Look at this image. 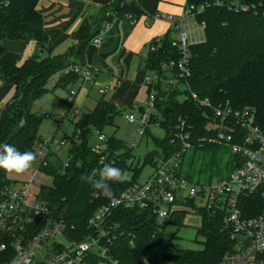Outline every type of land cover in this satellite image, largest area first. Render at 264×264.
<instances>
[{
	"label": "trees",
	"instance_id": "16d2710c",
	"mask_svg": "<svg viewBox=\"0 0 264 264\" xmlns=\"http://www.w3.org/2000/svg\"><path fill=\"white\" fill-rule=\"evenodd\" d=\"M40 0H3L0 5V57L4 53L3 43L7 40L19 43L35 42L38 48L34 55L24 60L3 61L0 63V82L13 87L10 99L0 106V143L12 144L20 151H32L40 144L38 127L41 114L31 110L34 100L56 87H73L79 77L66 71L71 65H83L86 48L90 41L104 27L116 18H124L125 13L136 12L127 9L122 0H111L100 6L94 14L92 28L81 35L66 51L56 52L45 32L43 16L37 9ZM185 6L193 5L195 22L203 27V38L188 43L189 75L179 78L174 85L166 83L167 76L177 75L175 69L162 70L161 63L181 59V50L171 45L168 35L153 38L148 44L146 65L148 71L155 73L158 80L147 84L146 93L154 90V110L151 124L163 128L162 138L152 137L155 149L144 157L143 165H153L155 157H164L177 148L170 143V136L178 116H187L193 124L192 146L187 150L181 170L187 179L196 183L210 182L209 179H193L195 161H199L197 174H205L217 166L220 152L226 151V164L229 173L234 168L238 156L228 149L213 143H201L200 138L209 133L205 129L206 120L201 116L199 106L191 99H180L189 91L212 103L229 102L231 106H255L264 108V0H185ZM154 46V49L151 47ZM93 71V78H94ZM56 83L47 88L53 78ZM119 80V79H118ZM132 108V105H130ZM168 110V111H166ZM112 98L104 94L96 100L95 106L75 119L73 131L64 138L69 144L67 165L54 153H49L46 166L42 170L52 179L51 185H41L38 196L50 206L54 216L62 219L70 236L89 232L88 218L94 211L109 202L94 190L89 183L80 179L82 173L95 176L103 164L121 168L128 179L124 182H111L114 196L129 185L138 181L141 166L133 164L131 146L113 134L106 135L107 149L103 151L104 160L92 150L91 138L96 132L104 133L118 113ZM147 131V127L144 133ZM211 153V154H210ZM5 171L0 170V191L9 186ZM224 175V176H226ZM223 176V177H224ZM221 178V177H219ZM241 214L250 218L264 213V185L257 191L238 198ZM201 215L196 234L201 236L199 249L180 248L174 243L177 231L183 227L187 214L185 208L174 210L162 225H158L149 210L138 208L116 209L107 218L106 257L92 256L87 264H220L227 253L234 252L236 240L224 226L225 214L212 206H195L194 199L184 202ZM169 225L176 229L167 240L165 230ZM76 235V236H77ZM82 237V236H81ZM80 237V238H81ZM12 239L0 233V261L11 257Z\"/></svg>",
	"mask_w": 264,
	"mask_h": 264
},
{
	"label": "built area",
	"instance_id": "2783aa9c",
	"mask_svg": "<svg viewBox=\"0 0 264 264\" xmlns=\"http://www.w3.org/2000/svg\"><path fill=\"white\" fill-rule=\"evenodd\" d=\"M2 2L0 0V5ZM122 2L124 5L137 3L138 0ZM202 8L203 6L196 9L193 5H188L181 14L154 13L151 16L153 19L165 20L178 32V38L172 40L171 45L181 50V59L161 63L162 70L177 71L176 76L172 73L173 76L165 78L164 81L170 85L189 75L188 36L183 29V22ZM123 19L131 24L138 20L129 12L125 13ZM110 23H106L104 29ZM104 29L94 36L91 40L93 43L101 42ZM151 47L154 49V46ZM68 70L79 77L77 84L80 86L93 79L94 70L87 63L71 65L66 71ZM157 80V74L151 72L145 82L149 84ZM112 83L109 82L101 88L102 93H106ZM184 87L188 93L179 98L193 100L206 120L205 129L209 134L201 137L199 141L224 147L238 156L234 161V168L226 176L200 184L184 177L181 164L185 153L192 146L193 124L189 117L180 115L169 139L177 149L168 156L155 157L154 164L150 165L151 173L144 181L134 182L109 202L98 207L88 218L89 232L80 236L75 233L77 236L72 238L65 222L54 216L50 206L39 199L38 193L33 195L29 190L30 185L36 182L34 175L45 174L42 167L46 166L50 148L49 142H41L39 145H44L45 150L34 151V159H38V162L31 168L33 173L30 179L18 187L10 184L0 191V233H5L12 239L9 247L11 257L6 259L5 256L0 264H87L94 255L106 257L105 244L110 240L107 237V218L116 209L149 210L157 224L162 225L174 210L186 209L184 202L188 199H194L195 205L200 200V206L211 210L215 206L225 214L224 226L230 230L236 244L234 252L224 255L220 264H264V213L245 218L241 214L238 201L239 196L253 193L264 185V108L261 111L251 105L234 108L228 101L215 104L209 98H202L189 91L187 82ZM75 95L76 92L71 90L68 102H72ZM154 101V90H150L143 104L134 107L137 113L133 110L125 116L129 122L139 123L140 135L151 124ZM94 136L95 141L91 147L95 153L101 154L102 161V153L107 149L106 134L96 132ZM64 142L61 139L57 143L61 145ZM64 165H67V160ZM0 249L5 250V245L2 244Z\"/></svg>",
	"mask_w": 264,
	"mask_h": 264
},
{
	"label": "crops",
	"instance_id": "0c3cea01",
	"mask_svg": "<svg viewBox=\"0 0 264 264\" xmlns=\"http://www.w3.org/2000/svg\"><path fill=\"white\" fill-rule=\"evenodd\" d=\"M110 1L40 0L37 4V9L43 16L44 29L54 47V51H66L81 35L89 32L92 28L94 14L100 6ZM185 2V0H138L137 3L125 4L124 6L127 9L138 14L136 23L131 24L126 19L116 18L106 29H104L106 23L104 24V33L99 44L90 41L86 48L85 61L95 72L92 82L98 80L113 82L110 98L116 105L118 103L113 98L120 86L128 89L133 87V91L127 101L129 106L132 105V108H134L143 104L147 94L145 79L150 74L146 65L149 42L153 38L158 39L164 35H168L173 40L178 38L177 30L172 29L165 20L153 19L151 16L154 13L181 14L186 5ZM188 18V21L185 19L183 22V29L187 32L188 38H190L188 43L199 41L200 39L197 38L195 33L197 23L192 20L193 17ZM29 42L33 43V48L37 51L38 48L35 42ZM14 43L16 42L9 40L3 43L4 53L0 57V63L7 60L16 61L20 59L22 61L31 56L27 54L23 57L15 54L16 56L13 58L8 57L11 54L6 51L12 49ZM17 43L21 44L22 47L27 44ZM139 46L146 47L144 58L138 57L136 53ZM134 57L137 58V61L134 60ZM133 60L135 61L134 64ZM130 72L133 75L135 74L133 80L128 78ZM54 81H56L55 77L51 82L54 83ZM82 86L79 85V89ZM143 86L145 88V98L142 101H137L136 96Z\"/></svg>",
	"mask_w": 264,
	"mask_h": 264
},
{
	"label": "rangeland",
	"instance_id": "374dc122",
	"mask_svg": "<svg viewBox=\"0 0 264 264\" xmlns=\"http://www.w3.org/2000/svg\"><path fill=\"white\" fill-rule=\"evenodd\" d=\"M189 18H186L188 21ZM192 20H194L192 18ZM195 21V20H194ZM196 24L195 33L198 39L203 38V29ZM175 36V34H173ZM188 36V35H187ZM177 37V36H175ZM190 40V38H188ZM187 40L188 42H190ZM138 57H145L146 47L139 46L136 50ZM9 55L8 57H15V54L22 55L23 57L27 54L34 55L37 51L33 48V43L29 42L25 47H22L21 44L17 42L14 43L12 49L6 51ZM1 59V58H0ZM17 59V58H16ZM134 60L137 61V58L134 57ZM132 61L133 64L135 61ZM132 64V63H131ZM131 69V68H130ZM135 74H131L128 76L130 80H133ZM56 81L47 83V88H52L53 84ZM109 81L104 82L103 80H98L96 82L89 81L84 83V86L80 87L75 84L73 87H56L52 92H46L41 97L37 98L31 104V110L38 114L42 115V118L38 127V134L41 138L42 143L44 144L46 141L50 148V153H54L62 162H65L69 155V144L68 142H64L61 145H58V141L61 139L70 136L73 131V122L79 115L83 112L91 110L95 106V102L97 99L104 94L105 98H110L112 95V86L106 93H102L101 88L105 85H108ZM73 90L77 94L74 96L72 102H68L69 92ZM133 91V87L124 88V86H120L117 94L113 98L118 104V113L113 118V124L108 125L104 129V133L106 135L113 134L115 137L122 139L129 146H131V150L133 153V164H138V167L141 166V171L138 175L137 180L139 182L144 181L147 176L151 173L150 165L144 163V157L148 152H152L155 149V145L152 141V137L162 138L164 136L163 128L159 127L157 124H149L147 127V131L140 135L139 131V123L129 122L126 115H129L133 110L136 114L135 108H130L127 104L129 100V96ZM13 93V87L9 84H2L0 82V106L4 105L11 97ZM145 98V88L141 87L139 90L136 100L142 101ZM154 113L156 110L152 109ZM48 117H45V115ZM95 141V136L93 135L91 138V143ZM44 146V145H43ZM41 145H37L35 150H45ZM211 154V153H210ZM220 157L217 162V166H214L213 169H209L205 172V174H201L200 176L196 173L199 168V161H195L194 168L192 172L193 179L201 178V179H217L219 177H223L226 175L228 171V166L226 164L227 152L222 151L219 153ZM38 162V159H34L32 162V166L25 171L23 174H13L6 173V178L11 182V185L14 187H18L22 182L27 181L32 176L31 168L35 167ZM35 183H32L29 187L31 194H37L41 185H51L52 179L49 175L46 174H36L34 175ZM196 207L200 206V200L197 201ZM188 211L184 218V226L181 227L176 234V238L174 239V243L177 247L180 248H192L199 249L202 247L201 241L203 238L196 234V230L201 222V215L199 212L195 210V208L189 206L186 208ZM175 227L169 225L165 230L164 240H167L170 235L175 231Z\"/></svg>",
	"mask_w": 264,
	"mask_h": 264
},
{
	"label": "clouds",
	"instance_id": "9594fccd",
	"mask_svg": "<svg viewBox=\"0 0 264 264\" xmlns=\"http://www.w3.org/2000/svg\"><path fill=\"white\" fill-rule=\"evenodd\" d=\"M33 160L32 151H20L12 144L0 143V170L17 175L23 174L32 166ZM80 179L91 184L104 198L111 199L114 196L111 182H124L128 177L121 168L103 164L95 176L82 173Z\"/></svg>",
	"mask_w": 264,
	"mask_h": 264
},
{
	"label": "water",
	"instance_id": "95a60500",
	"mask_svg": "<svg viewBox=\"0 0 264 264\" xmlns=\"http://www.w3.org/2000/svg\"><path fill=\"white\" fill-rule=\"evenodd\" d=\"M166 111H168V110H166ZM211 210V209H210Z\"/></svg>",
	"mask_w": 264,
	"mask_h": 264
}]
</instances>
